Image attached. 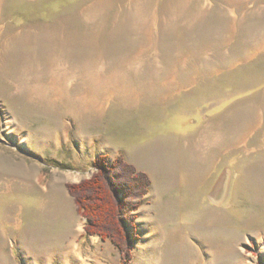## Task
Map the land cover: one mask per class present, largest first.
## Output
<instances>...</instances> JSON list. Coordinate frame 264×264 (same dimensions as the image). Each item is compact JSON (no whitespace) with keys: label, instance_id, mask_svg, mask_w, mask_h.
Instances as JSON below:
<instances>
[{"label":"rangeland","instance_id":"1","mask_svg":"<svg viewBox=\"0 0 264 264\" xmlns=\"http://www.w3.org/2000/svg\"><path fill=\"white\" fill-rule=\"evenodd\" d=\"M101 157L150 181L130 260L68 188ZM259 229L264 0H0V264H264Z\"/></svg>","mask_w":264,"mask_h":264},{"label":"trees","instance_id":"2","mask_svg":"<svg viewBox=\"0 0 264 264\" xmlns=\"http://www.w3.org/2000/svg\"><path fill=\"white\" fill-rule=\"evenodd\" d=\"M98 171L79 184H69L78 211L87 218L85 230L90 235L111 239L125 259L132 258V242L137 235H129L124 227L126 215L138 209L131 200L148 193V177L125 162L117 159L111 166L101 157L93 162Z\"/></svg>","mask_w":264,"mask_h":264},{"label":"bare ground","instance_id":"3","mask_svg":"<svg viewBox=\"0 0 264 264\" xmlns=\"http://www.w3.org/2000/svg\"><path fill=\"white\" fill-rule=\"evenodd\" d=\"M2 30V29H1ZM129 34V33H128ZM122 36V35H121ZM66 45V44H65ZM55 75V74H54ZM75 179H77V177L75 178ZM226 183V182H225ZM225 183H223V184H221L219 187H218V189H217V191H216V194L214 195V196H212L213 198H214V200L217 202V201H219L222 197H223V195L225 194ZM79 230H80V232H82L83 231V228H82V226L80 225L79 226ZM150 233V232H149ZM148 236V235H147ZM72 247H76V245L74 244V243H72ZM73 249V248H72ZM76 249V248H75ZM76 251V250H75ZM79 254V253H78Z\"/></svg>","mask_w":264,"mask_h":264},{"label":"crops","instance_id":"4","mask_svg":"<svg viewBox=\"0 0 264 264\" xmlns=\"http://www.w3.org/2000/svg\"><path fill=\"white\" fill-rule=\"evenodd\" d=\"M258 169V171H260V169L259 168H257ZM257 176H261V173L260 172H257ZM258 233H259V235L261 234L262 235V233L264 234V231L263 230H261V229H259L258 230ZM264 236V235H263ZM260 239H264V237H260Z\"/></svg>","mask_w":264,"mask_h":264},{"label":"water","instance_id":"5","mask_svg":"<svg viewBox=\"0 0 264 264\" xmlns=\"http://www.w3.org/2000/svg\"><path fill=\"white\" fill-rule=\"evenodd\" d=\"M225 191H226V185H225ZM221 199H222V198H221ZM221 199H220V200H221ZM220 200H219V201H220Z\"/></svg>","mask_w":264,"mask_h":264}]
</instances>
